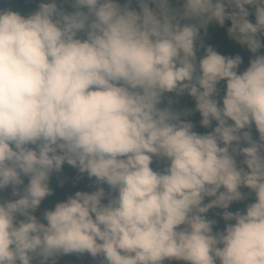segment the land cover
<instances>
[{
  "label": "clouds",
  "instance_id": "1",
  "mask_svg": "<svg viewBox=\"0 0 264 264\" xmlns=\"http://www.w3.org/2000/svg\"><path fill=\"white\" fill-rule=\"evenodd\" d=\"M65 2L0 10V190L18 197L0 202V264H264V0ZM226 21L243 71L205 45ZM65 163L99 187L38 218ZM243 188L255 201L229 211Z\"/></svg>",
  "mask_w": 264,
  "mask_h": 264
},
{
  "label": "trees",
  "instance_id": "2",
  "mask_svg": "<svg viewBox=\"0 0 264 264\" xmlns=\"http://www.w3.org/2000/svg\"><path fill=\"white\" fill-rule=\"evenodd\" d=\"M42 2H47V0H0V10L11 9L13 11L19 12L21 15L28 16L35 12L38 9L40 3ZM123 2L124 0H121V3ZM58 3H60L61 6L65 8V10L69 12L73 11V8L71 7L70 3H66L65 0H58ZM133 7H136L135 3L133 4ZM250 10L254 12V9ZM250 19L254 22V15L250 16ZM230 26V21H226L224 27H220L217 24H212L209 26L206 35L202 31V36L206 46H213L221 54L231 56L240 55L243 59V64L241 65L240 70L243 71L245 68L248 67L249 61L253 57V54L246 47H243L236 43L234 40L230 39L227 33V28ZM200 54H203V50H201ZM261 54H264V49L261 50ZM173 99L176 100V103L174 104V108L176 110H193L192 115L187 117L186 119L191 120L194 123L195 131L201 134H205L211 131V129H205L200 125L201 116L198 112L195 111V101L191 97L187 95L182 97H175L173 95ZM213 126H215V122ZM251 131L253 133V137L255 139H258L259 134L255 130L254 125ZM153 166L158 170H163V168L166 166V161H161L157 159L154 161ZM24 180L26 185L28 183V178L25 177ZM49 185L53 190L52 194L42 201V203L45 205V207H47L48 210L54 209L57 203L66 201L69 196L74 195L77 191L92 192L97 190V188L99 187V185H97L95 182V178H89L87 173H80L77 168H74L68 165L67 163H65L60 172H54L51 175ZM103 187H105L106 191H109L107 185H103ZM241 190L246 195V199L244 201L233 203L228 209L229 211H243L246 209L248 203L255 201V194L251 193L249 189L243 188ZM6 200L11 199L7 196L0 197V202ZM205 202L208 201L206 200ZM222 211L223 210L221 209H213L207 214L209 219H215L217 221V224L214 227V231H221L226 226V222L222 218ZM78 257L79 254L76 253L59 255L55 258V264H67V260H75ZM90 257L91 262L93 264H100L101 258H94L91 255ZM33 264H39V260H34ZM165 264H184V262L166 261Z\"/></svg>",
  "mask_w": 264,
  "mask_h": 264
},
{
  "label": "rangeland",
  "instance_id": "3",
  "mask_svg": "<svg viewBox=\"0 0 264 264\" xmlns=\"http://www.w3.org/2000/svg\"><path fill=\"white\" fill-rule=\"evenodd\" d=\"M241 49V46H240ZM1 196H7L9 197L11 200L13 199H17L18 197H14L12 195V188L9 187L5 190H0V197ZM48 210L47 207H45V205L43 203H41L40 208L36 211V215L38 218L42 219V214L44 211ZM49 264H51V262H49ZM67 264H93L91 262V257L88 253H83V254H79V257L75 260H67Z\"/></svg>",
  "mask_w": 264,
  "mask_h": 264
}]
</instances>
